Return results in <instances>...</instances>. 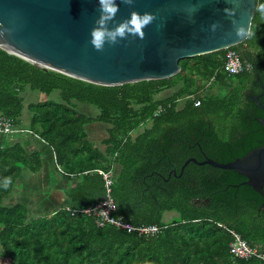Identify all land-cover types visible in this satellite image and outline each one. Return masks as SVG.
I'll list each match as a JSON object with an SVG mask.
<instances>
[{
	"label": "trees",
	"instance_id": "1",
	"mask_svg": "<svg viewBox=\"0 0 264 264\" xmlns=\"http://www.w3.org/2000/svg\"><path fill=\"white\" fill-rule=\"evenodd\" d=\"M228 49L250 66L228 74ZM179 65L169 77L103 85L0 48V114L52 148L59 175H52V187L61 186L65 200L32 216L30 200L5 203L15 191L37 189L24 184V174L39 172L44 162L26 141L0 133V256L12 264H264L229 248L233 229L264 253V196L234 169L194 161L182 169L190 157L228 162L264 143L257 120L264 110L254 99L264 91V14L255 9L243 41ZM27 88L48 98L25 106ZM259 100L264 104V94ZM98 122L106 133L102 147L87 129ZM98 169L113 172L114 215L133 225L156 224L158 232L100 226L93 213L80 210L105 194ZM51 192L38 194L42 206L54 199ZM167 211L177 213L166 220Z\"/></svg>",
	"mask_w": 264,
	"mask_h": 264
},
{
	"label": "water",
	"instance_id": "2",
	"mask_svg": "<svg viewBox=\"0 0 264 264\" xmlns=\"http://www.w3.org/2000/svg\"><path fill=\"white\" fill-rule=\"evenodd\" d=\"M118 11L107 21L115 28L133 12H151L153 21L141 38L128 33L103 49L90 43V32L101 16L99 0H0V48L38 67L103 85L169 77L179 60L228 48L246 37L235 35L224 12L235 7V19L245 26L255 12V0H115ZM196 6L197 10L191 9ZM219 22L216 31L210 25ZM255 101L264 110L259 96ZM257 120L264 127V119ZM234 169L264 196V143L241 157L219 162L205 156L185 160Z\"/></svg>",
	"mask_w": 264,
	"mask_h": 264
},
{
	"label": "built area",
	"instance_id": "3",
	"mask_svg": "<svg viewBox=\"0 0 264 264\" xmlns=\"http://www.w3.org/2000/svg\"><path fill=\"white\" fill-rule=\"evenodd\" d=\"M225 56V70L228 74H237L250 66L249 63L243 61L240 54L233 49H228ZM23 130L31 132L29 129L18 127L12 118L0 114V133L12 134ZM98 172L102 174L105 182V194L96 205L80 210L88 214L93 213L97 224L100 226L111 224L116 227L124 228L127 231H137L139 234L147 236L158 232L159 226L156 224L133 225L124 221L121 216L114 215L116 205L111 195L113 172L112 170L104 171L101 169H98ZM229 232L231 234L229 248L234 256L240 258L256 256L264 260V253L258 251L256 247L251 246L237 231L229 229Z\"/></svg>",
	"mask_w": 264,
	"mask_h": 264
},
{
	"label": "clouds",
	"instance_id": "4",
	"mask_svg": "<svg viewBox=\"0 0 264 264\" xmlns=\"http://www.w3.org/2000/svg\"><path fill=\"white\" fill-rule=\"evenodd\" d=\"M101 7V16L97 21V27L90 32V43L98 50L103 49L105 42L116 43L118 38L125 37L128 33L138 34L141 38L144 35V28L150 24L155 14L151 12L137 13L133 12L128 20L120 23L115 28H108L107 21L111 19L118 11V5L115 0H99ZM255 7L264 14V0H255ZM196 6H193L191 11H196ZM235 7H226L224 12L232 19L235 35L238 37H246L249 35V24L245 26L243 23H238L235 19ZM220 27L219 22H214L210 25L212 31H216ZM11 178H5L4 187L8 186Z\"/></svg>",
	"mask_w": 264,
	"mask_h": 264
},
{
	"label": "rangeland",
	"instance_id": "5",
	"mask_svg": "<svg viewBox=\"0 0 264 264\" xmlns=\"http://www.w3.org/2000/svg\"><path fill=\"white\" fill-rule=\"evenodd\" d=\"M218 89L217 88H214L212 91L216 92ZM170 93V90L168 91H165L163 92L162 94L160 93V97L162 96H165L166 94H169ZM24 96V104L25 106L30 103V102H37V101H40V100H44L46 98H48V96L46 94H44L43 92H40V91H37V90H32L30 88H27L25 90V92H23L22 94ZM53 97H57V92H55L53 95ZM86 105V107H85ZM79 107L80 108H87L88 111L90 112H94L96 110V108L92 105H87V104H79ZM29 117V111L27 110V108L25 107L24 110H23V114H22V120L24 121V123L27 122V118ZM87 129L89 131V136L90 138L96 143L98 144L100 147H102L101 143H100V140L105 137L106 133H105V129H104V125L102 124H99L98 123H95V124H91L89 126H87ZM29 150L32 149V147L29 145L27 147ZM49 166L50 168H54V165L49 162ZM28 173V172H26ZM24 174V177L25 178V181H24V184H32L34 186V184L36 182H32V180H30L27 175L28 174ZM56 173V172H55ZM58 175V174H57ZM56 176V174H55ZM59 176V175H58ZM23 178V176H22ZM37 180V178L35 179ZM40 186H37V189L35 191L33 190H29L27 189L23 194V191H15L12 195H10V197L8 199L5 200V203L6 204H11L12 202H15V201H19L21 199H26L27 201L30 200L31 201V216L34 215V214H40L44 211H48V210H51L53 208H55L52 204L50 205L48 203V205L46 206H42L41 202L39 201V193L40 192H43L45 193L44 190H42L44 187L43 184L39 183ZM12 196V198H11ZM11 198V199H10ZM176 211H167L165 212L164 214V219L168 220L170 219L173 215H176ZM0 264H12L10 262V260L8 258H4L2 256H0Z\"/></svg>",
	"mask_w": 264,
	"mask_h": 264
},
{
	"label": "crops",
	"instance_id": "6",
	"mask_svg": "<svg viewBox=\"0 0 264 264\" xmlns=\"http://www.w3.org/2000/svg\"><path fill=\"white\" fill-rule=\"evenodd\" d=\"M5 137L8 140L20 139L22 141H26L27 142L26 147H28L29 145L32 147L31 150H29L30 148L29 149L27 148L29 151L39 150L41 152L42 159L44 162L42 169L37 173H31V172L26 173L28 174L27 177L30 180H32V182H36L34 185L37 184V186H40L39 183L43 184L44 187H42L43 188L42 190L46 191L47 189H49L50 191L52 189V192L55 191L54 193L55 196H53L54 199L53 198L51 199L49 203L50 205L52 204L56 208L57 205L65 203L63 202L65 201L64 196L61 195L62 194L61 186L52 187V181H51L52 175L55 176L56 174L54 168L52 169L49 166V162L54 164V152L52 151V148L49 147L46 143H44L42 140H40L37 135H34L33 133L28 132L26 130L18 131L12 134H5ZM55 177L58 178L59 176L56 174ZM36 178L37 180H35ZM28 186L30 187V189L31 188L34 189V186L32 184ZM55 208L51 210H54Z\"/></svg>",
	"mask_w": 264,
	"mask_h": 264
},
{
	"label": "flooded vegetation",
	"instance_id": "7",
	"mask_svg": "<svg viewBox=\"0 0 264 264\" xmlns=\"http://www.w3.org/2000/svg\"><path fill=\"white\" fill-rule=\"evenodd\" d=\"M263 94H264V91H258V93H256L255 95L260 97V96H262Z\"/></svg>",
	"mask_w": 264,
	"mask_h": 264
}]
</instances>
